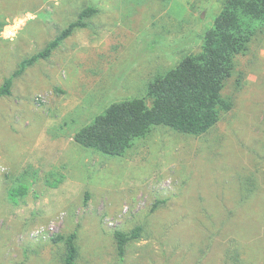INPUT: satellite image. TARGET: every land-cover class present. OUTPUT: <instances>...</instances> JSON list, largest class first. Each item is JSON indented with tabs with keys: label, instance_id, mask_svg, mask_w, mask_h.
I'll list each match as a JSON object with an SVG mask.
<instances>
[{
	"label": "rangeland",
	"instance_id": "374dc122",
	"mask_svg": "<svg viewBox=\"0 0 264 264\" xmlns=\"http://www.w3.org/2000/svg\"><path fill=\"white\" fill-rule=\"evenodd\" d=\"M224 1L0 0V86L97 11L0 96V264H64L54 238L73 232L75 264H264V33L235 57L232 108L207 133L155 126L122 156L73 139L199 52ZM136 226L120 262L113 233Z\"/></svg>",
	"mask_w": 264,
	"mask_h": 264
},
{
	"label": "trees",
	"instance_id": "16d2710c",
	"mask_svg": "<svg viewBox=\"0 0 264 264\" xmlns=\"http://www.w3.org/2000/svg\"><path fill=\"white\" fill-rule=\"evenodd\" d=\"M96 12L90 7L82 9L77 19L61 30L42 51L22 60L0 86V96H9L15 77L38 60L50 57L76 29L85 28L86 20ZM259 33H264V0H225L212 26L205 31L199 52L185 55L175 67L157 76L148 84L145 97L110 104L74 134V141L105 155L122 156L155 126L193 136L207 133L224 113L231 110V101L222 95L224 82L231 75L235 57L243 53ZM25 191L22 187L21 193ZM18 193L10 192V199L14 201ZM141 231V226H136L129 232L113 233L120 262L125 258L127 244L139 239ZM54 241H63L65 245L63 263L75 264L78 254L76 233L66 237L57 235Z\"/></svg>",
	"mask_w": 264,
	"mask_h": 264
}]
</instances>
